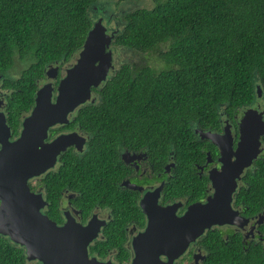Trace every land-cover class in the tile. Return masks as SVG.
<instances>
[{"label": "trees", "instance_id": "trees-1", "mask_svg": "<svg viewBox=\"0 0 264 264\" xmlns=\"http://www.w3.org/2000/svg\"><path fill=\"white\" fill-rule=\"evenodd\" d=\"M95 1L0 0V73L10 70L16 54L28 61L18 76L0 78L9 89L5 111L13 132L34 103L46 65L68 61L80 50L92 26ZM112 42L139 54L157 48L154 59L169 66L158 70V63L126 60L93 88L100 98L75 117L92 134L88 153L84 159L70 158L59 177L77 179L81 187L86 180L97 184V171L91 169L97 163L85 158H100L103 135L132 127L137 142L150 136L154 155L173 152L178 172L166 191L183 189L181 193L197 197L201 190L184 172L196 159L193 125L215 124L219 110L231 114L252 104L256 83L264 100V0H156L125 12ZM261 140L264 145V136ZM242 177L234 203L248 214L264 209V154ZM201 241L210 263L220 255L224 264H264V243L242 247L211 230ZM20 253L0 237V264H23Z\"/></svg>", "mask_w": 264, "mask_h": 264}, {"label": "water", "instance_id": "water-1", "mask_svg": "<svg viewBox=\"0 0 264 264\" xmlns=\"http://www.w3.org/2000/svg\"><path fill=\"white\" fill-rule=\"evenodd\" d=\"M117 32L116 29L109 32L99 19L88 30L74 62L65 68L56 87L53 80L58 76V61L44 72L49 81L37 87L34 103L22 120L17 138L10 139V127L0 110V234L25 245L29 260L37 259L41 264H101L89 257L87 249L98 224L89 220L82 226L69 219L57 225L40 211L44 202L42 198L40 203L36 200L28 180L51 168L61 151L79 142L76 134H60L49 142L44 139L49 127L66 123L68 114L77 106L94 100L93 88L99 87L109 72L115 70L110 45ZM256 91L261 97L260 84L256 85ZM262 110L259 104L244 110L235 148L227 130L222 135L205 133L220 150V168L209 175L213 192L204 201L189 204L179 217L168 212L162 219H150L133 241L136 255L132 264H158L161 254L178 256L213 225H242L241 216L232 205L233 194L237 179L264 149ZM141 206L146 212L160 211L145 202ZM263 219L264 211L258 222Z\"/></svg>", "mask_w": 264, "mask_h": 264}, {"label": "flooded vegetation", "instance_id": "flooded-vegetation-1", "mask_svg": "<svg viewBox=\"0 0 264 264\" xmlns=\"http://www.w3.org/2000/svg\"><path fill=\"white\" fill-rule=\"evenodd\" d=\"M98 7L94 10H97ZM114 14L115 12L111 15ZM111 15L108 17L107 26L112 25L110 20L113 16ZM111 29L112 27L109 31ZM55 64L56 62L48 63L44 71L52 68ZM70 64L64 67L58 63V76L56 80H53L54 87H56L58 79L64 75L65 68ZM2 76L4 74L0 73V78ZM42 80L41 84L39 83L41 80L38 82V86L48 82L49 78L44 76ZM8 96L9 89L5 88L0 82V110L4 112L5 117ZM91 97L94 100L90 99L80 104L68 114L66 123H57L48 128L44 142H49L60 134H76L79 142L71 144L61 151L53 166L30 178L28 185L30 191L35 194L36 200L40 203L42 198L44 202L40 211L57 225L61 226L69 219L71 222L82 226L87 225L89 220L98 224L95 228V236L89 242L87 249L89 257L96 258L101 264H132L136 255L133 241L136 236L144 231L150 219H162L168 212L179 217L184 214L189 204L204 201L213 192L209 177L210 171L219 169L221 165L219 147L207 138L205 133L210 131L222 135L224 130H227L233 137V147L235 148L239 136V121L244 110L248 107L255 108L258 104L259 108L263 109L256 100L259 98L256 91V97L252 104L237 108L231 114L226 110H219L215 124L193 125V133L197 144L196 159L184 168V172L187 171L191 174L193 183L198 190H201V194L194 197L185 191L181 193L180 190L183 189H177L173 194H169L168 190L166 191L170 177L178 172L176 171L177 161L173 157V152L169 155L161 151L160 154L154 155L153 151H150L151 147L148 143L150 136L147 135L144 140L141 139L137 142L132 127L124 129L119 127L116 133L103 135V140L101 139L100 148L98 149L100 158H85L89 162L97 163V165L91 167L92 170L97 171V184L93 185L91 183L88 185V180H86L83 189L84 186H80L82 182H78L76 176L74 177L75 181L67 176L59 177L62 168L70 158L84 159L88 153V143L92 139V134L80 127L75 117L81 107L87 103L93 104L100 98L95 93ZM30 110L22 115L16 132H13L11 126L7 123L11 131V140L18 137L22 120L29 114ZM76 145L80 147L78 148ZM262 154H264V149L260 155ZM83 159L81 160L83 161ZM93 163L92 165H94ZM249 167L245 168L240 178L237 179V187L232 201L233 207L238 210V214L241 216L240 222L242 225H213L211 228L206 229L211 230L214 236L224 238L226 242L231 240L242 247L258 244L259 242L264 243V235L261 231L264 219L262 222H258L259 214L264 209L248 214L246 207L234 203L237 190L245 182L242 176ZM181 171L182 169L180 173ZM142 202H145L149 207L154 205L160 211L148 209V212H146L141 206ZM206 230L202 235L206 233ZM201 236L190 242L178 256L159 255L160 261L158 264H224L222 263L223 257L220 255L214 258L213 263H210L212 259L207 258L208 250L201 241ZM0 237L9 243L11 248L21 251L23 264H41L37 259H27L25 245L14 242L6 235L0 234Z\"/></svg>", "mask_w": 264, "mask_h": 264}, {"label": "rangeland", "instance_id": "rangeland-1", "mask_svg": "<svg viewBox=\"0 0 264 264\" xmlns=\"http://www.w3.org/2000/svg\"><path fill=\"white\" fill-rule=\"evenodd\" d=\"M155 1L156 0H96L95 3H93L92 7L93 9L97 8V6L99 7L97 10L91 11V15L94 14V17L90 16V18L92 19V24L97 22L99 19H101L102 24L107 27L108 31L112 27V29L109 32L115 29L119 31L120 26L123 23V14L125 12H128L139 6H150ZM114 12L115 14L111 15ZM109 15L113 16L112 19L110 20L112 25L107 26ZM110 48L112 50V63L114 65L115 70L119 67V65L122 62H125L126 60L132 63L136 62L139 65L147 64V63L156 64L159 61L158 59L156 60L154 59L155 55H157L156 54L157 48L142 54H139V52L137 51L135 52L134 50L127 48V46L115 44L113 42L111 43ZM76 55H73L68 61L58 62L59 65L65 67L67 64L73 63ZM27 62L28 61L26 59H21L18 56V54H16L14 57L13 65L11 66L10 70H8L6 73L3 74L7 76H18L21 69H23L26 66ZM158 65L160 66L159 69L157 68L158 70L168 68L169 66L167 63L165 62L163 63L161 61L158 63ZM112 71L113 70L109 72V75L112 73ZM42 82L43 80H41L39 83L41 84ZM257 84L259 83H256V85ZM261 97L259 98L257 97L258 99L256 100L261 104L262 108L264 109V100Z\"/></svg>", "mask_w": 264, "mask_h": 264}]
</instances>
